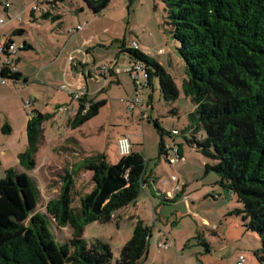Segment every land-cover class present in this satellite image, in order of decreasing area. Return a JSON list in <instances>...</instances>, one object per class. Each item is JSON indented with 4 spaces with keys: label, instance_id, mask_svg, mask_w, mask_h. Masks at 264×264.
I'll list each match as a JSON object with an SVG mask.
<instances>
[{
    "label": "rangeland",
    "instance_id": "1",
    "mask_svg": "<svg viewBox=\"0 0 264 264\" xmlns=\"http://www.w3.org/2000/svg\"><path fill=\"white\" fill-rule=\"evenodd\" d=\"M10 2V18L6 16V23L0 28V39L12 37L18 46L27 42L32 48L19 52L18 66L28 77L27 82L8 80L7 84L0 85V178L5 177L8 169L27 171L41 190L37 210L43 212L46 202L59 195L69 171L74 178L72 206L79 211L81 197L94 188L95 182L91 170L75 163L98 153H105L115 163L120 156L118 138L128 136L133 150L146 158L147 176L152 182L144 187L136 201L116 212L111 222L89 223L84 233L88 243L95 238L109 243L112 264H117L140 218L151 228L149 253L142 264H237L241 256L245 258L243 264H260L254 255L261 246L260 236L246 229L242 214L237 213L243 204L219 184L216 171L206 170L210 161L188 141L192 137L186 129L189 113L196 104L183 90L186 65L177 49L180 44L172 36L164 1L111 0L100 13H95L85 0H63L55 5L41 4V0ZM35 4L39 5L34 14L37 19L31 15ZM43 10H51L61 18L42 19ZM2 13L4 10L0 8ZM78 25L82 26L80 30ZM20 29L24 32L13 34ZM123 40L127 45L136 41L140 50L174 77L179 88L175 102L165 101L156 76L149 86L143 76L137 83L126 72L118 77L99 75L97 67L103 64L117 63L120 68L129 65L128 53L119 52ZM79 76H83L81 83L89 89V97L106 98L107 104L97 116L72 129L68 114L72 118L74 113L66 108L73 98L68 92L77 88L78 85L70 84ZM137 91L142 96V104L130 113L126 100L133 98ZM28 101L33 103L29 105ZM58 101L63 103V109L58 108L57 122L62 134L51 135L49 141L43 136L37 153L39 167L52 160L36 171L26 170L20 165L16 150L26 148L28 114L33 108L50 111ZM5 122L11 125L10 133L2 131ZM50 122L46 123V129L54 133L57 128L50 129ZM65 134L81 141L78 152L69 150L72 145L64 141ZM204 135L201 130L196 138L202 139ZM162 139L169 158L160 154ZM171 147L179 148L182 156ZM177 184L180 190L176 189ZM47 224L58 244L72 237L69 225L59 228L50 219Z\"/></svg>",
    "mask_w": 264,
    "mask_h": 264
},
{
    "label": "trees",
    "instance_id": "2",
    "mask_svg": "<svg viewBox=\"0 0 264 264\" xmlns=\"http://www.w3.org/2000/svg\"><path fill=\"white\" fill-rule=\"evenodd\" d=\"M7 1L10 5L3 9L5 23L12 6ZM60 1L63 0H41V4L55 5ZM85 1L95 13H100L111 2ZM163 1L172 36L180 44L177 49L186 65L183 90L196 104L189 113L186 129L192 137L188 141L210 161L206 170L216 171L220 176L219 184L233 192L243 204L237 213L242 214L246 229L259 234L261 246L254 255L264 264V0ZM38 9V4L32 7L34 19H37L34 14ZM41 18L55 21L61 16L43 10ZM22 32L23 29L15 30L13 34ZM7 38L15 42L12 37ZM132 43L127 45L123 40L119 52H127L130 62H144L149 76L147 85H153V77H158L165 101L175 102L179 88L174 77L140 50L137 42L138 47H132ZM28 48L32 46L27 42L18 46V50ZM99 68L98 73L103 75ZM21 76L18 71L8 76L7 81H17ZM87 94L77 100L79 106L74 108L70 119L72 128L97 116L107 104L106 98H88ZM127 108L131 113L128 103ZM173 112L177 113L176 109ZM52 116L53 113L36 108L30 110L26 124L27 146L18 154L24 169L31 171L37 167L42 124ZM155 125L162 132L157 120ZM11 130L8 122L2 125L4 133ZM201 130L205 135L197 139L196 134ZM159 149L161 155H167L163 139ZM146 163L144 155L132 149L127 155L120 154L115 163L105 153L87 157L81 165L93 172L95 186L81 197L79 211L72 206L74 178L71 172L67 171L59 195L49 199L41 212L37 207L42 193L35 179L27 171L6 170L5 177L0 178V264H112L109 243L100 238L88 243L85 228L95 221L111 222L116 212L138 199L149 183ZM48 219L59 228L69 225L72 237L58 244L48 227ZM150 237V226L137 218L132 237L123 246L117 264H142L149 253Z\"/></svg>",
    "mask_w": 264,
    "mask_h": 264
},
{
    "label": "built area",
    "instance_id": "3",
    "mask_svg": "<svg viewBox=\"0 0 264 264\" xmlns=\"http://www.w3.org/2000/svg\"><path fill=\"white\" fill-rule=\"evenodd\" d=\"M9 5L10 3L7 0H0L1 9H4L8 7ZM4 24H5V15L2 13L0 14V26H3ZM81 28H82L81 25L77 26V30H80ZM132 47H138L137 43L133 42ZM17 52H18V46L15 42H9L8 40L7 41L0 40V84H5L7 79L9 78L8 76H12L18 72L17 64L14 58ZM99 69H100V73L103 75L110 74L111 70L117 74L122 73V72L129 73L137 81V83L139 82V79L142 76L146 80V84L149 79L148 72L146 69V64L141 61H132L125 68H120V67L111 68L110 65L103 64L102 66H100ZM4 72L6 74H4ZM139 86H142L141 83H139ZM63 88H65V86H63ZM87 92H88V89L84 86H80L76 88L75 90L69 91V93L73 96L75 100H80L81 98L84 97V95ZM126 101L129 105V109L133 111L135 110L136 106L142 104V96L140 95V92L138 91L137 94L133 98H130ZM31 103H32L31 101H28L29 105ZM88 104L89 103H87V105ZM62 109L63 108H61V110ZM66 109L72 113L75 112L74 108L68 107ZM131 148H132V143L128 136H122L121 138L118 139V149L121 155L129 154L131 151ZM171 149L173 150V152H175L179 156V152L177 148L171 147ZM166 156L167 158H169L170 157L169 153H167ZM171 159L175 160V157H172ZM176 189L180 190L181 186L177 184ZM170 195L172 196V194ZM164 245H167V243L165 242ZM244 259H245L244 256H241L237 264H243Z\"/></svg>",
    "mask_w": 264,
    "mask_h": 264
},
{
    "label": "crops",
    "instance_id": "4",
    "mask_svg": "<svg viewBox=\"0 0 264 264\" xmlns=\"http://www.w3.org/2000/svg\"><path fill=\"white\" fill-rule=\"evenodd\" d=\"M10 1V0H9ZM1 27H3V26H0V28ZM1 40V39H0ZM6 40H8V38L6 39ZM20 51H22V50H18V52H17V54L14 56V58H15V62H16V64H17V68H18V71L20 72V73H22V76H21V78L19 79V80H17V81H15L14 80V82H19V81H23V82H27V76L26 75H24L23 74V71L22 70H20V68H19V66H18V64H19V62H20V56H19V52ZM130 63V62H129ZM117 63H115V65H110L111 66V68H113V67H118L117 65H116ZM71 69H73V67L71 68ZM119 74H121V73H119ZM119 74H114L113 73V71L110 73V74H108V75H116L117 77H118V75ZM100 75V74H99ZM89 76L91 77V74H89ZM100 76H103V75H100ZM105 78H107V76H104ZM82 78H83V76H79L78 78H76L73 82H72V84H70V85H78L77 86V88L78 87H80V86H83L82 84L83 83H81V81H82ZM85 78H86V80H87V77L85 76ZM152 83H153V81H152ZM76 87V86H75ZM74 89V88H73ZM73 89H70V90H73ZM88 89V88H87ZM69 90V91H70ZM138 92V91H137ZM68 94L71 96V94L68 92ZM136 95V94H135ZM87 96H88V98H90L89 96V89H88V94H87ZM72 97V96H71ZM73 98V97H72ZM74 99V98H73ZM73 99H71V100H69V102H68V107H71V108H78V106H79V101H77V100H73ZM126 102V101H125ZM61 105H63V103H61V102H55L54 103V106H53V109L52 110H50V111H47L48 113H53V116L51 117V119H49V120H47V121H45L43 124H42V128H43V136L45 137V139H48V141L51 139L50 138V136L51 135H57L58 136V134H60V136H61V132H59V126H58V118H59V115H60V113H59V111H58V108L61 106ZM134 111V110H133ZM68 118H69V120H68ZM68 118H67V120H68V122L70 123V119H71V117L69 116V114H68ZM27 120H28V118H27ZM48 121H51L50 122V129L52 128L53 130H54V127H56L57 128V130L54 132V133H51L48 129H46L47 127H46V123L48 122ZM26 124H27V121H26ZM85 124V123H84ZM83 124V125H84ZM24 126V124L21 126V127H23ZM82 126V125H81ZM81 126H79V127H81ZM69 127H71V126H69ZM79 127H77V128H79ZM25 128H26V125H25ZM72 128V127H71ZM72 129H76V128H72ZM12 131V130H11ZM66 135V134H65ZM66 137L67 138H65V140L64 141H67V143L68 144H70L71 143V145H72V147L69 149V150H72V151H77L78 152V147L80 148V145L82 144L81 143V141L78 139V138H76L75 136H73V135H71V136H67L66 135ZM119 139V138H118ZM131 140V139H130ZM132 143V142H131ZM117 144H118V141H117ZM133 145V144H132ZM27 146V145H26ZM83 146V145H82ZM117 147H118V145H117ZM26 149V148H25ZM25 149H17L16 150V154H17V156H18V154L20 153V152H22V151H24ZM132 150H133V147H132ZM134 151V150H133ZM38 152H39V150H38ZM37 152V153H38ZM120 154V153H119ZM36 157H37V155H36ZM52 160V158L49 160V162L48 163H50V161ZM85 159H82V160H78L76 163H75V166L76 165H78V164H81V162L82 161H84ZM48 163H45V164H43L41 167H39L40 166V163L38 162V159H37V167L35 168V169H33L34 171H36L37 170V168L39 169V168H42V167H44L46 164L48 165ZM74 166V167H75ZM22 172V171H21ZM150 182H152V180H150ZM149 182V183H150ZM148 183V184H149ZM147 184V185H148ZM156 184H157V186H156ZM155 186L159 189L160 187H159V185H158V182H156L155 183ZM162 192V191H161ZM60 193V192H59ZM172 194V193H171ZM171 196V195H170ZM169 196V197H170Z\"/></svg>",
    "mask_w": 264,
    "mask_h": 264
},
{
    "label": "clouds",
    "instance_id": "5",
    "mask_svg": "<svg viewBox=\"0 0 264 264\" xmlns=\"http://www.w3.org/2000/svg\"><path fill=\"white\" fill-rule=\"evenodd\" d=\"M132 149V148H131Z\"/></svg>",
    "mask_w": 264,
    "mask_h": 264
}]
</instances>
